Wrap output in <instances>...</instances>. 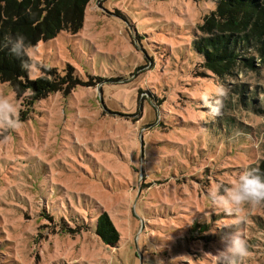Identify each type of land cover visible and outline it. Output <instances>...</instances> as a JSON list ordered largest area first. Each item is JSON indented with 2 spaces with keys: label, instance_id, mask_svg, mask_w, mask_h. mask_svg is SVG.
Listing matches in <instances>:
<instances>
[{
  "label": "rangeland",
  "instance_id": "374dc122",
  "mask_svg": "<svg viewBox=\"0 0 264 264\" xmlns=\"http://www.w3.org/2000/svg\"><path fill=\"white\" fill-rule=\"evenodd\" d=\"M195 1L90 0L78 33L28 52L31 80L70 66L81 84L23 121L22 99L0 83L20 121L0 124V264H217L205 254L231 231L249 245L238 264H264V204L229 212L207 196L264 160V116L232 91L264 105V62L209 74L191 41L213 6ZM214 83L230 94L213 119L195 91ZM101 212L119 233L114 248L94 234Z\"/></svg>",
  "mask_w": 264,
  "mask_h": 264
},
{
  "label": "trees",
  "instance_id": "16d2710c",
  "mask_svg": "<svg viewBox=\"0 0 264 264\" xmlns=\"http://www.w3.org/2000/svg\"><path fill=\"white\" fill-rule=\"evenodd\" d=\"M90 0H0V40L11 33H22L33 46L56 38L61 33L76 34L84 24L85 10ZM209 3L207 11L196 28L191 49L200 65L218 78L231 77L234 72L258 70L257 61L264 62V0H196ZM193 38H194V34ZM29 52V51H28ZM28 52L16 57L8 49L0 51V83L8 84L17 99H22L20 121L27 118L34 104L48 95L68 93L81 82L72 67L67 66L59 75L55 68L43 66L41 74L31 80L29 71L21 67L22 60L32 63ZM259 63V62H258ZM246 108L256 116H264V105L237 85L232 90ZM26 95V97H24ZM232 120L227 117L226 122ZM258 168L264 171V160ZM192 234L203 231L200 227ZM94 234L107 247L114 248L120 240L111 219L101 212L94 222Z\"/></svg>",
  "mask_w": 264,
  "mask_h": 264
},
{
  "label": "clouds",
  "instance_id": "9594fccd",
  "mask_svg": "<svg viewBox=\"0 0 264 264\" xmlns=\"http://www.w3.org/2000/svg\"><path fill=\"white\" fill-rule=\"evenodd\" d=\"M33 46L22 33L7 34L0 40V51H8L16 57H23ZM21 67L26 70H36L38 66L28 60L21 61ZM230 94V89L222 83H214L212 87H199L195 91L197 100L208 110L211 118L222 114L225 107V98ZM16 107L6 97H0V124L7 128H16L20 121L14 118ZM241 133L237 132V135ZM209 202L226 211L239 209L243 205L264 204V171L258 167H247L239 172L232 181L231 187H224L217 183L207 193ZM222 248L215 254L206 253L215 258L217 264H238L249 253L248 241L239 231L227 232L221 237Z\"/></svg>",
  "mask_w": 264,
  "mask_h": 264
}]
</instances>
